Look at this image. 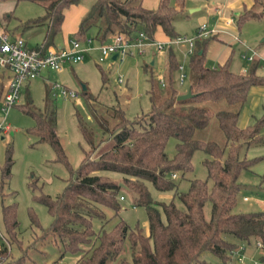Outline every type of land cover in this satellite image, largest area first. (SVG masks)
Listing matches in <instances>:
<instances>
[{"label": "trees", "instance_id": "obj_1", "mask_svg": "<svg viewBox=\"0 0 264 264\" xmlns=\"http://www.w3.org/2000/svg\"><path fill=\"white\" fill-rule=\"evenodd\" d=\"M78 3L79 0H46L45 13L28 20L26 25L46 21L42 45H52L60 31L64 9ZM182 8V3L174 6L167 0H159L155 9L144 7L142 0H94L71 38L84 40L89 37L91 27L94 28L91 38L98 42L107 40L114 32L131 34L143 30L151 37L158 26L169 37H175L173 20ZM263 16L264 0H253L237 14V26ZM3 17L9 20L10 14ZM214 38L215 34H210L195 42L187 79L192 95L185 99H177L181 94L174 86L178 62L171 47L163 88L149 71L150 107L145 112L128 117L121 105L101 104L96 95L83 89L95 123L89 125L78 116L88 149L83 150L75 169L56 132L55 106L49 91L43 111L35 110L28 91L24 93L23 109L35 119L28 133L50 144L57 160L69 170L60 193L54 197L37 196L52 216L44 228L30 213L31 222L41 230L38 239L50 237L62 245V254L76 253V264H108L117 257L126 237L131 262L122 259L117 264L198 263L205 250L225 261L243 241L251 238L264 248V211L232 210L241 188L240 172L264 158V154L247 157L246 152L240 153L244 147L246 150L252 145H264V133L260 130L264 118L251 126L238 125L248 90L253 85H264V75L256 71L258 60L252 61L246 72L229 69V58L215 67L205 65L206 50ZM147 67L143 65L145 72ZM3 92L4 85L0 82V100ZM98 132L102 137L96 140ZM170 137L176 139L172 156L166 152ZM104 143L109 145L102 148ZM198 149L208 155L202 160L207 176L204 180L189 179L187 190L178 193L179 179L192 169L191 158ZM11 150L8 145L5 165L0 170L3 178L10 172ZM115 174L121 178H113ZM208 179L212 181L211 187ZM149 185L159 191L173 190L183 207H178L173 199L168 202L154 199ZM125 191L132 196L133 205L145 208L148 232L144 233L138 226L130 228L120 217L109 229L102 224L101 229L94 230L92 221L102 220L104 209L118 216L120 196L125 197L120 193ZM208 199L211 215L207 219L203 207ZM0 225L8 243L19 242L13 204L2 206ZM0 255V264H22L23 256L14 257L1 238Z\"/></svg>", "mask_w": 264, "mask_h": 264}, {"label": "rangeland", "instance_id": "obj_2", "mask_svg": "<svg viewBox=\"0 0 264 264\" xmlns=\"http://www.w3.org/2000/svg\"><path fill=\"white\" fill-rule=\"evenodd\" d=\"M45 1L0 0V2L5 3L12 2V5L7 7V12H0L2 21L15 34L20 33L30 46H36L42 42L47 22H40L32 26H27L26 23L28 20L45 13ZM227 1L232 4L235 0H167L170 5L176 6L182 3L183 6V10L173 20L175 33L178 36L193 37L196 35L197 27L202 22L212 28L218 19L214 7L222 6ZM239 1L248 3L249 0ZM93 2L94 0H79L78 5L89 8ZM158 3L159 0H142L144 6L152 9H155ZM4 14H10L9 20L4 19ZM212 15L215 16V19L212 18ZM230 16L232 22L227 31L230 34L236 32L238 41H234L231 45L224 43L221 46L213 43L207 51L205 65L210 67L218 65L219 57L228 50L226 57L229 58V69L235 72H246L252 63V61L241 57L246 45L255 48L260 55L264 56V16L257 20L244 21L240 27L237 26V15L234 10H230ZM93 32L94 28L91 27L88 32L89 37ZM151 37L154 40H165L169 36L158 27ZM97 43V40L92 39L93 45ZM170 49L173 51L176 61L183 64L187 71L191 56L187 45H171ZM168 50L169 48L166 47L161 51H156L154 55L148 53L115 59L110 57L99 64L97 63V53L94 50L84 61L73 63L71 66L67 65L71 81L67 82L66 85L77 89L78 95L76 98H51V101L55 106L56 132L72 169L79 165L83 157V150L88 149V144L83 139L78 126V116L89 125L95 123L82 93V83L87 85L88 91L96 95V99L101 104L121 105L125 109L126 115L133 117L147 111L150 107L147 93L150 72L149 70L145 72L143 65L150 64L154 58L155 62L151 66L152 75L155 78L157 75H161L165 80L164 65ZM256 71L258 74L264 75L263 61L258 62ZM6 81V73L0 67V82L5 83ZM174 86L182 93L188 88V83L185 81L181 84L175 80ZM25 92L26 90L23 91L22 97L11 106L5 116L4 126L8 128L5 131H0V170L5 165L7 146L11 145L12 148L9 175L3 178L0 172V221L2 206L13 204L18 221L16 231L19 242L8 243V246L14 257L23 256L22 264H76V253L66 251L62 254V245L55 243V240L50 237L49 240L48 237L44 240L38 239L41 234L40 227L33 224L30 219V213H33L42 227L45 228L49 225L52 216L47 211L46 206L37 199V196L48 194L54 197L60 193L69 177V170L63 162L57 160L56 153L50 144L41 142L37 136L28 133V130L35 125V119L23 109L26 101ZM28 94L32 100V107L37 111H43L47 88L41 77L31 80L28 85ZM2 117L0 100V120ZM262 118H264V85H253L248 90L247 98L240 110L238 125L240 127L251 126ZM260 130L261 133H264V120ZM100 134L102 135L99 132L96 134V140L102 137ZM175 142L176 139L173 137L167 140L166 152L168 156L173 155ZM103 145L105 146L102 148H106L109 144L104 143ZM244 148L240 153L243 155L246 152L247 157L264 154V145L259 147L252 145L246 150ZM207 156L200 149L193 153L191 158L192 169L180 177L178 193L187 190L189 179L204 180L206 178L207 169L202 160ZM262 176H264V158L254 163L250 169H244L240 172L238 181L241 183V188L232 207L234 212L264 211V177L262 178ZM112 177L121 178L118 174ZM207 184L208 187H211V179L207 180ZM148 187L154 199L165 202L173 199L178 207H183L178 196L173 194V190L159 191L151 185ZM120 194L125 197L119 200L118 216H115L111 210L104 209L102 220L93 219L92 221L94 230L101 229L102 224H106V229H109L110 225L120 217L130 228L138 226L142 228L144 233H147L148 222L145 208L133 205L132 196L128 192L125 191ZM244 196L247 199H243ZM203 210L208 219L211 215V201L209 199L205 201ZM242 244L244 245L243 255L246 264H264V258H262L264 248L256 244L255 238L245 240ZM131 254L129 241L126 237L119 254L108 264H117L122 259L131 262ZM200 259L201 262L191 264H239L235 255H231L229 259L224 261L208 250L201 253Z\"/></svg>", "mask_w": 264, "mask_h": 264}, {"label": "built area", "instance_id": "obj_3", "mask_svg": "<svg viewBox=\"0 0 264 264\" xmlns=\"http://www.w3.org/2000/svg\"><path fill=\"white\" fill-rule=\"evenodd\" d=\"M230 21L231 19H228L227 23H230ZM215 31L214 28H209L206 23H201L197 28L195 36L185 37L177 35L175 37H168L165 41L154 40L143 30H138L131 34L124 32L112 33L108 36L107 40L98 42L96 45L92 44L91 37H87L84 40L71 38L68 44L64 46L49 45L44 47L42 44L30 46L20 34H15L14 31L6 27L0 14V67L7 72V81L4 84V92L1 98L3 117L0 120V131H5L8 128L4 126L5 116L11 106L22 97L26 85L32 79L41 76L44 71H58L65 64L82 62L86 55L94 50L97 51L98 64L110 57L115 59L125 56L143 55L150 48L161 51L166 46L178 44H186L188 51L192 54L196 40L206 37ZM113 55L116 57L113 58ZM241 57L248 61L261 60L264 62V56L260 55L250 46H245ZM187 78L188 71L185 70L183 64L178 63V82L182 84ZM119 80L121 79L119 78ZM158 81L162 86L165 85L162 77H159ZM49 95L51 98H76L78 91L66 87L57 80H51L49 83ZM120 198H123V196H120ZM0 238L8 246L1 225ZM243 250L244 245L241 244L236 250L232 251V255L236 256L239 264H246ZM262 257L264 258V253ZM1 258L2 256L0 255Z\"/></svg>", "mask_w": 264, "mask_h": 264}, {"label": "crops", "instance_id": "obj_4", "mask_svg": "<svg viewBox=\"0 0 264 264\" xmlns=\"http://www.w3.org/2000/svg\"><path fill=\"white\" fill-rule=\"evenodd\" d=\"M253 0H249L248 3H245L243 1H239V0H235L232 4L229 3L228 1L226 3H224L222 6H215L214 7V11H217L216 14H218L217 16V21L214 23V25L212 26V28H214L216 31L212 34H216L215 38L209 43L207 50H206V56L207 57V51L209 49V47L211 48L213 43H217L218 45H224V43L231 45L234 41H238V36L236 34V32H234L233 34L228 33L227 28L231 27V22H232V18L230 16V10L233 11L234 13L237 15L239 13V11H241L244 6L248 7L252 4ZM11 3H5V2H0V12H7L8 9L7 7L10 6ZM143 5V4H142ZM144 6V5H143ZM147 7V6H144ZM147 8H151V7H147ZM88 8L82 6V5H78V4H71L70 6L66 7L64 9V17L60 26V31L58 32V34H56L55 39H54V44L52 45H57V46H64L66 44H68L69 39H71V35L76 31L77 27H78V23L81 19V17L86 13ZM183 10V9H182ZM212 18L215 19V16L212 15ZM231 19L230 23H227V20ZM205 23V22H202ZM159 28H161L160 26H158ZM157 27V28H158ZM198 28V27H197ZM47 29V28H46ZM162 29V28H161ZM46 32V30H45ZM20 34V33H17ZM21 35V34H20ZM44 38V37H43ZM166 40V39H165ZM162 40V41H165ZM43 41V40H42ZM42 44V42L40 43ZM39 44V45H40ZM216 44V45H217ZM247 46V45H246ZM168 48H170L171 46H166ZM165 47V48H166ZM251 47V46H250ZM255 49V48H254ZM156 52V50L154 48H150L145 54H152L154 55ZM97 53V51H96ZM228 53V50H226V52L222 53V55L219 57V64H222L226 61V59H228V57H226V54ZM91 55V52H89L85 59ZM84 59V60H85ZM83 60V61H84ZM154 58H152L150 64L148 65V70L152 72V64H154ZM259 62V61H258ZM166 64H167V55L165 57V65H164V70L166 72ZM67 65H72V64H65L60 70L58 71H44L42 73L41 77L43 79V81L45 82V86L47 88V90L49 91V83L51 80H58L59 82H61L63 85H65L68 88H72L66 85L67 82L71 81V78L68 75V66ZM145 65V64H144ZM217 66V65H216ZM215 67V66H213ZM4 71V70H3ZM188 71V70H187ZM164 72V73H165ZM177 72V71H176ZM6 75L7 72L5 71ZM162 77L161 75H157V81L158 78ZM176 79H177V75H176ZM188 79V78H187ZM165 81V80H164ZM178 81V80H177ZM187 81V80H186ZM31 82V81H30ZM29 82V83H30ZM29 83L26 85L25 90L28 91V85ZM159 83V81H158ZM5 83L3 82V85ZM159 86L162 87V85L159 83ZM87 85L83 82L82 83V89H87ZM75 89V88H72ZM188 89V88H187ZM187 89L184 91L186 92ZM77 90V89H75ZM78 91V90H77ZM182 92V93H184ZM26 93V92H25ZM93 94V93H92ZM127 100V99H126ZM240 127V126H239ZM259 146H263V145H258ZM258 149V148H256ZM264 176H262L263 178ZM264 182V181H263ZM243 199H247L246 196L243 197Z\"/></svg>", "mask_w": 264, "mask_h": 264}, {"label": "water", "instance_id": "obj_5", "mask_svg": "<svg viewBox=\"0 0 264 264\" xmlns=\"http://www.w3.org/2000/svg\"><path fill=\"white\" fill-rule=\"evenodd\" d=\"M116 56L113 55V58H115ZM192 95L191 89L188 88L186 92L178 94L177 95V99H185L187 97H190Z\"/></svg>", "mask_w": 264, "mask_h": 264}]
</instances>
